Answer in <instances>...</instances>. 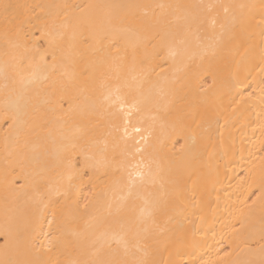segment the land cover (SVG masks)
Wrapping results in <instances>:
<instances>
[{
  "label": "bare ground",
  "instance_id": "6f19581e",
  "mask_svg": "<svg viewBox=\"0 0 264 264\" xmlns=\"http://www.w3.org/2000/svg\"><path fill=\"white\" fill-rule=\"evenodd\" d=\"M0 264H264V0H0Z\"/></svg>",
  "mask_w": 264,
  "mask_h": 264
}]
</instances>
